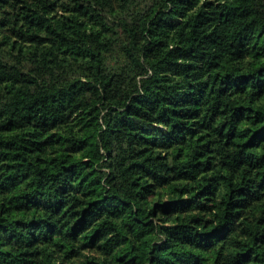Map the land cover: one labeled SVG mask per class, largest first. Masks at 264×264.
<instances>
[{
	"label": "trees",
	"instance_id": "16d2710c",
	"mask_svg": "<svg viewBox=\"0 0 264 264\" xmlns=\"http://www.w3.org/2000/svg\"><path fill=\"white\" fill-rule=\"evenodd\" d=\"M0 264H264V0H0Z\"/></svg>",
	"mask_w": 264,
	"mask_h": 264
}]
</instances>
